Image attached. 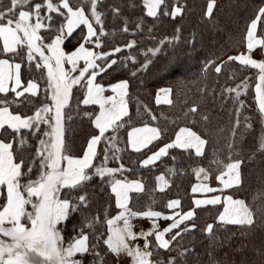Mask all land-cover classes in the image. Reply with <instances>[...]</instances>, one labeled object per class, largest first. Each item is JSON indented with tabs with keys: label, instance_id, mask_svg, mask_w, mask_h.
<instances>
[{
	"label": "snow or ice",
	"instance_id": "6c2138e0",
	"mask_svg": "<svg viewBox=\"0 0 264 264\" xmlns=\"http://www.w3.org/2000/svg\"><path fill=\"white\" fill-rule=\"evenodd\" d=\"M103 4L104 0H75V3L73 0H42L41 3H33V0H8L5 6L4 0H0V55L6 57L0 58V135L7 133L12 136L11 140L0 139V264H105L109 255L117 264H120L122 258H126L128 264H179L178 257L187 256L194 249L178 251L173 245L179 243L184 234L197 229L196 209L222 204L223 210L216 217L215 223L200 229L209 241L210 250L206 253L209 264H221L216 259V250L230 248L231 238L218 237L217 225L254 230L257 219H264V188L253 194L251 203L244 199H234L232 195H213L194 199L192 209L184 213L174 212L172 215L151 209L136 211L129 206L130 194L143 193L145 187L142 181H130L123 177L124 172L131 171L123 163L115 168L107 166L110 160L122 159L120 153L125 148L120 147V130L129 122L125 118L130 120V114L127 100L129 85L126 80L108 88L96 82L99 74L117 64V60H109V57L123 50L116 46L110 52L96 51L104 46L102 38L109 35L104 27L105 13L98 11V6ZM215 4L216 0H208L206 17H212ZM142 5L146 15L154 19L160 15L175 19L184 11L179 0H174L171 10L166 0H142ZM110 11L114 16L121 15L119 6L113 5ZM56 18L62 20L58 26L55 24ZM262 22L264 7H259L247 27V52L229 56L228 62L237 61L245 68L258 70L255 92L261 122L264 124V60L258 61L252 57L257 47L264 50V37L257 38L256 35L258 24ZM81 26L86 31L82 33L79 46L70 53L65 52L62 47L65 41L72 38ZM135 27L138 31L142 30L143 21ZM42 30L53 32L54 35L45 37L41 35ZM121 31H130L126 18ZM176 31L179 33V28ZM46 40L50 42L46 43ZM166 40H161L160 44ZM135 44L136 41L132 40L124 47L131 49ZM148 51L155 55L160 48ZM17 58L19 62H16ZM130 59L135 63V58ZM25 64L39 71L40 79L45 84L42 91L47 103L39 107L34 106L41 95V85L35 79H29L26 83L22 80ZM66 64L70 67L66 68ZM222 67L223 63L216 65L215 72L219 74ZM78 86L84 90L83 99L79 103L99 108L92 121L98 134L88 140L81 157H74L69 154L65 142V121L72 119L71 115L65 113V109L70 108L73 89ZM247 87L246 78L235 88L221 90V95H227L239 104L235 109L236 118L226 144L229 162L221 160L218 157L219 149H214L208 168L201 166L193 169L198 179L207 181L215 165L219 170L215 178L222 187L213 188L202 182L192 187L193 193H222L226 189H238L244 184L241 171L244 160H233L232 155L235 153L239 156L236 142L241 126L239 117L244 107L239 97L246 92ZM109 90L113 95L106 96L105 92ZM172 92V88L159 89L155 103L171 105ZM201 92H205V89H201ZM233 93L234 96L231 95ZM25 105L34 107L32 115L13 111L14 106L19 109ZM198 109L199 105L191 106L184 114L185 118H194ZM144 111L152 121L157 120L147 106ZM85 115L92 118L90 113ZM200 118L205 125L209 123L208 115L201 114ZM244 120V128L250 130L252 124L248 122L249 117H244ZM224 131V128H220L218 132L209 135H219ZM161 135L159 127L148 124L131 127L127 131L126 147L141 153L149 149ZM31 137L37 140L31 158L17 159L16 152H22ZM102 143L104 147L98 151ZM209 143V139L196 131L181 127L172 142L159 147L138 163L142 168L154 167L162 157L169 156L170 149L182 150L189 157L194 154L197 158H206ZM14 144H18L15 151ZM257 151L264 153V135L259 139ZM98 157L100 162L96 163ZM169 171L176 175L175 169ZM117 174L122 178H117ZM94 177H99L101 181L107 178L115 197V207L119 210L116 215L108 217L105 214L101 219L99 215L89 217L86 214L85 210L90 205L86 189ZM156 181L157 189L161 192L170 186L164 174L157 176ZM179 206V200H171L166 205L170 210ZM135 219H148L152 223L147 230L135 231ZM160 219L171 223L161 230L157 223ZM105 225V232L96 231L97 226ZM141 240L143 244L139 243ZM102 246L105 249L103 254ZM247 248L246 244H242L236 252L247 255ZM174 251L177 252L176 256L171 255ZM222 255L228 254L223 252ZM254 255L259 257L260 264H264V245ZM241 264L254 262L245 260Z\"/></svg>",
	"mask_w": 264,
	"mask_h": 264
},
{
	"label": "trees",
	"instance_id": "16d2710c",
	"mask_svg": "<svg viewBox=\"0 0 264 264\" xmlns=\"http://www.w3.org/2000/svg\"><path fill=\"white\" fill-rule=\"evenodd\" d=\"M179 2L184 6V11L175 19L164 15H160L157 19L148 17L142 0H104V4L98 6V11L105 13L104 27L109 35L102 38L104 46L96 51L110 52L116 46H120L123 50L109 57V60H117V64L99 74L96 82L108 86L126 80L129 85L127 100L130 120L126 117L125 120L129 122L120 130V147L125 150L120 153L122 158L120 161L110 160L107 166L115 168L119 166V163H123L125 168L131 169L124 172L123 177L143 182L145 191L130 195L129 206L134 210L151 209L167 213L169 210L166 205L172 199L180 201V211L191 208V186L195 182L193 169L196 166L208 168L214 149H219L218 157L221 160L225 163L229 162L226 144L231 125L236 118L235 109L239 107V104L234 103L229 96L221 95V90L228 87L235 88L247 78L246 92L239 97V100L244 103L239 117L241 121L238 130L239 138L236 142L239 156L235 153L232 155L233 160L237 158L244 160L241 166L244 184L238 189H226L222 193L251 203L253 194L264 188V153L257 151L259 139L264 135V124L261 122L254 92L258 72L256 69L241 66L237 61L228 62V57L245 52L247 27L255 18L259 7H264V0H216L211 18L205 16L208 0H179ZM166 3L171 10L174 0H166ZM7 4L8 0H4V5L7 6ZM113 5L120 7V16H114L111 13L110 8ZM125 18L128 20L129 33L121 31ZM141 20L143 29L138 31L135 26ZM61 22V18H56V26ZM150 28L151 32H149ZM177 28L180 30L179 33L176 31ZM41 33L45 37L54 35L53 32L43 30ZM81 33L82 28L78 29L72 38L67 39L64 45L67 48L70 47L73 39ZM256 34L259 37L264 35V22L258 24ZM177 36L178 39H175ZM166 38V42L160 44V41ZM132 40L136 41L135 46L131 49L125 48L124 45ZM155 48H160L155 55L148 51ZM254 54L264 58V50L261 48L255 50ZM0 58L6 57L0 55ZM130 58H135V63ZM213 61L214 63H209ZM16 62H19V58ZM221 63H223L222 70L217 74L214 70L215 66ZM144 65L147 67L145 68ZM206 65H208L207 68ZM82 66L83 64H80V67ZM29 79H35L41 85V95L36 99L34 107L47 103L42 91L45 84L40 79V72L25 64L22 68V80L26 83ZM162 87L173 89L171 105L155 103V92ZM201 89H205V92L202 93ZM83 95L82 88L79 86L74 88L70 108L65 109V113L72 117L70 121H65V142L69 154L74 157L82 156L87 141L96 134L92 121L97 107L79 103ZM193 105H199L198 113L194 118H185L184 114ZM145 106L151 109L157 120L150 119L144 111ZM34 107L25 105L16 109L14 106L13 111L32 115ZM85 113L92 114V118L90 119ZM201 114L209 116L207 125L200 118ZM244 117H249L248 122L252 124L250 130L244 128ZM144 124L159 127L162 135L149 149L136 153L126 147L127 131L131 127ZM181 127H188L205 139H209L206 158H197L194 154L189 157L188 153L182 150L170 149L169 156L161 158L154 167L139 166L138 161L148 150L170 143ZM220 128H224L225 131L219 135H209V133L218 132ZM24 135L28 134L25 132ZM0 138L7 141L11 140L12 136L4 133L0 135ZM36 143L35 137L29 138L28 145L23 151L16 152L17 159L29 160L34 153ZM103 147L102 143L98 151ZM17 148L18 144H14V151ZM172 157L176 159L173 160ZM99 162L100 157L96 163ZM170 169H175L176 175H172ZM35 174L34 169L33 178ZM159 174H164L170 181V186L163 192L155 188L156 177ZM218 174L219 170L213 165L208 179L210 184L219 185L215 178ZM117 178L122 177L117 174ZM86 191L89 194L90 205L85 212L89 217L99 215L103 219L105 214L112 217L117 212L115 198L107 178L101 181L99 177H94ZM218 210L219 206L196 209L197 229L184 234L179 243L173 245L178 251L185 248L194 249V252L187 256L178 257L179 264H209V257L206 254L210 250L209 241L200 229L209 223H215ZM96 231L105 232L106 225L105 227L97 226ZM216 235L221 238H231L230 248L216 250V259L220 260L221 264H241L245 260L260 264L259 257L254 253L264 245V219L258 218L254 230L251 231L232 225L223 227L217 225ZM242 244L248 246L247 255L236 252ZM104 251L102 246V254ZM223 252H227L228 255L223 256ZM171 255L176 256L177 252L174 251ZM114 261L115 259L109 255L105 259V264H113Z\"/></svg>",
	"mask_w": 264,
	"mask_h": 264
},
{
	"label": "crops",
	"instance_id": "0c3cea01",
	"mask_svg": "<svg viewBox=\"0 0 264 264\" xmlns=\"http://www.w3.org/2000/svg\"><path fill=\"white\" fill-rule=\"evenodd\" d=\"M145 12H146V9H145ZM81 28H82V33L84 32V31H86V29L84 28V26H81ZM75 33V32H74ZM73 33V34H74ZM82 33L79 35V36H76L74 39H73V41H72V44H71V46L70 47H68L67 48V46H65V45H63L62 47H63V49H64V51L65 52H72L76 47H78L79 46V44H80V42H81V38H82ZM257 35V34H256ZM262 37H264V35L263 36H261V37H259V36H257V38H262ZM50 42V41H49ZM259 47H257V49H258ZM256 49V50H257ZM255 51V50H254ZM247 52V49H246V42H245V52H243V53H246ZM241 54V53H240ZM252 57L254 58V59H256V60H264V58L263 57H261V56H257V55H255L254 54V52L252 53ZM81 64H83L82 62H81ZM65 67L66 68H68V67H70L69 65H65ZM257 72H258V70H257ZM75 74H78V72L77 73H75ZM120 82V81H119ZM115 83H117V82H115ZM115 83H113V84H115ZM258 83V75H257V81H256V84ZM256 84H255V87H256ZM110 85H112V84H110ZM110 85H108V86H105V88H108ZM162 88H166V87H162ZM159 89H161V88H159ZM159 89H157L156 90V92H155V97H156V94H157V92H158V90ZM254 92H255V90H254ZM105 95L106 96H110V95H113V93L109 90V91H106L105 92ZM161 95H163V94H161ZM255 101H256V92H255ZM160 105H167V104H160ZM256 105H257V108H258V104H257V101H256ZM91 106H95V105H91ZM97 107V112H96V114H98V112H99V108H98V106H96ZM142 126H144V125H142ZM142 126H138V127H142ZM149 126H151V125H149ZM93 127H94V124H93ZM94 129H95V127H94ZM95 131H96V134L95 135H97L98 134V130L97 129H95ZM179 131V130H178ZM178 131H177V133H178ZM176 133V134H177ZM176 134H175V136H176ZM175 136H174V138H173V140L175 139ZM91 138V137H90ZM89 138V139H90ZM1 139V138H0ZM172 140V141H173ZM171 141V142H172ZM88 142V141H87ZM167 144V143H166ZM163 145H165V144H163ZM163 145H160V146H158V147H156V148H154V149H151V150H148L147 152H146V154L143 156V158L142 159H144V158H146V156L147 155H151L153 152H155V151H157L158 149H159V147H162ZM151 146V145H150ZM149 146V147H150ZM86 147H87V143H86V145H85V148H84V150L86 149ZM145 150H147V149H145ZM144 150V151H145ZM84 152V151H83ZM83 155V154H82ZM163 158V157H162ZM141 159V160H142ZM158 162V161H157ZM156 162V163H157ZM198 167H201V166H196L194 169H196V168H198ZM159 175H161V174H159ZM159 175H157V176H159ZM194 179H195V182L193 183V185L191 186V189H192V187L194 186V185H197V184H199V183H206V184H208L209 186H211V187H213V188H220V187H222L220 184L219 185H212V184H210L209 183V181L207 180V181H203L202 180V178H197L196 177V175L194 174ZM130 181H132V180H130ZM140 181V180H139ZM155 188H156V190L157 191H159L158 189H157V181L155 182ZM159 192H161V191H159ZM133 193H135V192H133ZM132 194V193H131ZM130 194V195H131ZM191 194H192V198H191V208H189V209H187V210H185V211H180V208L178 207L177 209H173V210H170V209H168L169 211L167 212V213H162V214H164V215H172L174 212H181V213H184V212H187L188 210H190V209H192L193 207H194V204H193V200L194 199H204V198H207V197H210V196H213V195H221L222 197L223 196H227L228 194H223V193H221V192H215V193H209V194H202V193H193L192 191H191ZM115 198V197H114ZM234 198V197H233ZM234 199H238V198H234ZM172 200H178V199H172ZM171 201V200H170ZM217 206H219V210H218V213H217V215H216V217L218 216V214L223 210V205L221 204V205H217ZM206 207H210V206H206ZM200 208H205V207H200ZM200 208H197V209H200ZM119 210L117 209V212H118ZM117 212L114 214V215H116L117 214ZM113 215V216H114ZM216 219V218H215ZM151 223H152V221H150V220H148V219H135V220H133V224H134V230L135 231H139V230H141V229H145V230H147L150 226H151ZM157 223L159 224V227H160V229L162 230L163 228H165V227H167L170 223H171V221H169V220H163V219H160V220H158L157 221ZM139 243L140 244H143V241L141 240V241H139ZM113 264H117V261L115 260L114 261V263ZM120 264H128V261H127V259L126 258H122L121 259V262H120Z\"/></svg>",
	"mask_w": 264,
	"mask_h": 264
},
{
	"label": "rangeland",
	"instance_id": "374dc122",
	"mask_svg": "<svg viewBox=\"0 0 264 264\" xmlns=\"http://www.w3.org/2000/svg\"><path fill=\"white\" fill-rule=\"evenodd\" d=\"M42 2V0H39V1H34L33 3H41ZM54 2H56V0H54ZM41 35H43L42 33H41ZM43 36H45V35H43Z\"/></svg>",
	"mask_w": 264,
	"mask_h": 264
}]
</instances>
